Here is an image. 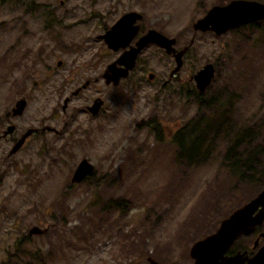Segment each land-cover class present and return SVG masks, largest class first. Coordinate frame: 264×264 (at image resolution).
Listing matches in <instances>:
<instances>
[{
    "label": "rangeland",
    "instance_id": "1",
    "mask_svg": "<svg viewBox=\"0 0 264 264\" xmlns=\"http://www.w3.org/2000/svg\"><path fill=\"white\" fill-rule=\"evenodd\" d=\"M231 1L0 0V264H194L193 244L264 189V19L221 36L193 29ZM130 12L142 15L137 40L156 30L177 51L192 42L173 76L174 55L149 45L106 83L123 49L101 36ZM208 64L215 75L199 97L193 77ZM132 106L123 119L117 108ZM201 115L203 146L188 162L172 136ZM84 159L93 172L72 183ZM260 233L264 222L230 251L253 256Z\"/></svg>",
    "mask_w": 264,
    "mask_h": 264
},
{
    "label": "water",
    "instance_id": "2",
    "mask_svg": "<svg viewBox=\"0 0 264 264\" xmlns=\"http://www.w3.org/2000/svg\"><path fill=\"white\" fill-rule=\"evenodd\" d=\"M141 19V15L136 12H130L117 21L110 30H108L101 38L107 46L113 51L124 49L122 55L112 62L104 74L106 83L117 85L121 79H125L136 65V60L141 51L151 44H155L165 50L166 54L174 55L176 67L171 73L173 76L180 70L183 64V55L189 49V46L177 51L174 48L176 44L175 38H169L156 30H149L145 35L141 36L134 45L132 41L139 33V25L137 20ZM264 19V3L254 0H233L224 6H213L207 14L199 19L193 29L200 32H214L217 36L226 34L228 31L237 29L250 23H255ZM128 48V49H127ZM215 75L214 66L208 64L198 71L193 79L196 88L200 93H204L212 82ZM153 74H149V78H153ZM103 101L100 98L95 99L93 105L88 107L92 115H96L101 108ZM26 107V101L19 99L12 109V116H20ZM14 126L7 127L4 135L12 134ZM35 129L27 130L15 143L11 153L18 151L26 139L33 133ZM93 172V166L86 159L82 160L77 166L72 183H80L84 181ZM264 222V189L248 203L233 211L227 218L222 220L219 228L215 233L208 235L193 244L190 248V256L194 260V264H264V244L253 255L249 256L248 251L236 252L229 254V250L234 242L242 235L247 236L254 234L258 227ZM31 233H40L38 229H33ZM264 237V233H260L254 242L253 249L259 245V240ZM150 264H159L152 258H148Z\"/></svg>",
    "mask_w": 264,
    "mask_h": 264
},
{
    "label": "trees",
    "instance_id": "3",
    "mask_svg": "<svg viewBox=\"0 0 264 264\" xmlns=\"http://www.w3.org/2000/svg\"><path fill=\"white\" fill-rule=\"evenodd\" d=\"M199 97H202L203 94L199 93ZM201 109L207 107L204 101H201L200 104ZM206 121L204 117L201 115L200 118L196 121L192 120L187 123L184 127L178 130L173 136V142L176 144L179 156L183 159H186L188 162H193L194 158L199 155L200 149L203 146V133L205 132V128H207ZM146 126L153 132L157 137V140H163V129H161L160 124L157 120H153L151 123L148 121ZM263 148V147H262ZM246 168L242 173L245 177H253L255 174L254 169ZM88 179V177L86 178ZM231 250V249H230ZM229 250L230 254H234Z\"/></svg>",
    "mask_w": 264,
    "mask_h": 264
},
{
    "label": "clouds",
    "instance_id": "4",
    "mask_svg": "<svg viewBox=\"0 0 264 264\" xmlns=\"http://www.w3.org/2000/svg\"><path fill=\"white\" fill-rule=\"evenodd\" d=\"M119 113H120V116L123 118V119H132L134 117V110H133V106L131 108V110H129L128 108L126 107H122V108H117Z\"/></svg>",
    "mask_w": 264,
    "mask_h": 264
},
{
    "label": "flooded vegetation",
    "instance_id": "5",
    "mask_svg": "<svg viewBox=\"0 0 264 264\" xmlns=\"http://www.w3.org/2000/svg\"><path fill=\"white\" fill-rule=\"evenodd\" d=\"M227 4H228V3H227ZM227 4H225V5H227ZM219 6H224V5H219ZM138 14H139V13H138ZM139 15H141V14H139ZM140 20H142V15H141V19L137 20V23H136V24H138V22H139ZM138 25H139V24H138ZM139 32H140V25H139ZM212 33H213V32H212ZM138 34H139V33H138ZM135 39H136V41H137V37H136ZM135 39H134V40H135ZM134 40H133V41H134ZM133 41H132L131 45H134V44L136 43V41H135L134 43H133ZM151 45H153V44H151ZM147 47H148V46H147ZM144 49H145V48H144ZM119 56H120V55H119ZM119 56H118V57H119ZM118 57H117V58H118ZM117 58H116V59H117ZM96 99H97V98H96ZM94 101H95V100H94ZM88 111H89V110H88ZM10 126H11V125H10ZM13 126H14V130H13L12 134L14 133V131H15V129H16L15 125H13ZM8 127H9V126H8ZM3 133H4V132H3ZM12 134H9V135H12ZM2 138H4V136H2Z\"/></svg>",
    "mask_w": 264,
    "mask_h": 264
}]
</instances>
